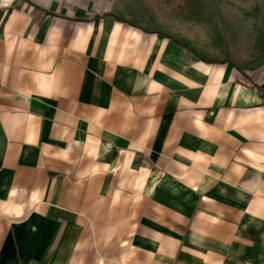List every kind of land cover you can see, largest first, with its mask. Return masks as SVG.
<instances>
[{"label":"crops","instance_id":"crops-1","mask_svg":"<svg viewBox=\"0 0 264 264\" xmlns=\"http://www.w3.org/2000/svg\"><path fill=\"white\" fill-rule=\"evenodd\" d=\"M241 2L0 0V264H264Z\"/></svg>","mask_w":264,"mask_h":264},{"label":"rangeland","instance_id":"rangeland-1","mask_svg":"<svg viewBox=\"0 0 264 264\" xmlns=\"http://www.w3.org/2000/svg\"><path fill=\"white\" fill-rule=\"evenodd\" d=\"M206 1L208 2L209 5H211L213 8L215 7V3L218 2L219 6L221 7L222 11H225V5L228 2H235L239 5H246V3H242V0H193V8H195L194 10H197L198 12L201 11V13H205L206 12ZM210 10V8L208 9ZM235 14H239L236 11H233ZM226 21H228L227 19H225Z\"/></svg>","mask_w":264,"mask_h":264}]
</instances>
